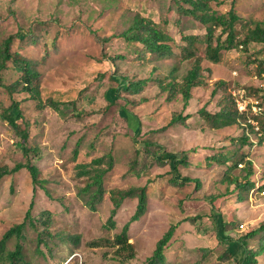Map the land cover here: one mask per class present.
Listing matches in <instances>:
<instances>
[{"label":"rangeland","instance_id":"rangeland-1","mask_svg":"<svg viewBox=\"0 0 264 264\" xmlns=\"http://www.w3.org/2000/svg\"><path fill=\"white\" fill-rule=\"evenodd\" d=\"M181 6L182 0H0V44L12 38V52L34 61L43 101L59 106L39 108L21 88L11 94L8 86L22 79L23 70L14 60L8 62L0 77V164L26 162V142L38 147L40 157L32 154L31 160L51 195L40 187L35 195L26 169L1 180L0 241L24 222L32 205L34 218L20 240L8 243L5 255L20 243L26 264H148L157 243L178 226L166 252L168 264H251L236 240L264 221V144L259 143L255 120L264 118V44L221 52L212 63L205 57V27L185 16ZM210 8L218 15L233 9L240 20L235 25L238 41L256 25L264 27V0H210ZM137 17L174 39L175 55L156 61L140 44L121 38ZM183 37L200 39L195 56L201 59L203 77L185 111L181 95L169 102V93L158 85V78L174 80L175 68L178 82L192 68L195 58L181 60L187 54ZM218 38H226L221 29L214 33L213 46ZM123 77L147 84L130 93ZM218 81L223 85L217 86ZM238 91H245L252 108L244 114L239 110L240 124L212 128L199 111H235ZM16 101L19 108L12 111L21 110L18 121L29 133L27 141L3 117ZM255 102L261 111L253 110ZM181 113L190 116L185 125H171ZM246 123L254 130L247 131L252 145L243 147L239 139ZM146 142L161 150L148 148ZM108 154L114 168L105 178L103 202L92 211L81 193L88 177L77 176V165ZM213 156H224L227 164L209 161ZM241 160L254 163L253 180L261 185L244 199L225 181L229 167ZM244 167L232 175L244 176ZM140 186H148V210L131 224L120 246L116 238L135 214L138 200L123 202L111 228L112 192ZM261 240L249 239L248 248L257 250ZM256 260L264 264V252Z\"/></svg>","mask_w":264,"mask_h":264},{"label":"trees","instance_id":"trees-1","mask_svg":"<svg viewBox=\"0 0 264 264\" xmlns=\"http://www.w3.org/2000/svg\"><path fill=\"white\" fill-rule=\"evenodd\" d=\"M234 1L235 0H233V2ZM182 2L187 8L181 6L180 11L185 16L192 17L199 21V23H201L206 29V36L203 42V44L206 45V60L212 63H217L219 61L221 52L233 50L239 46L246 48L248 44H264V27L261 25H256L253 30H250L243 41L237 40L235 25L240 20L235 15L233 9L229 11L227 15H218L217 13L211 11L210 0H182ZM218 29H221L222 36H226V38L223 42L221 41V38H218L216 45L213 46L214 33ZM121 38L130 44H140L146 52L154 56V60L156 61L170 58L175 55L174 47L176 43L174 39L163 32L158 25H155L151 21L142 19L140 17H137L134 20L133 25L121 35ZM12 42L13 39L8 38L3 44H0V77L2 71L8 67V62L10 60H14V62L19 65V67L23 70V75L21 80H17L8 86L10 93L13 94L14 91L21 88L22 90L30 93L31 97L38 102L39 108L43 109L47 105H50L54 109L58 110L59 106L53 100H49L48 102L43 101L39 84V73L34 68V61L23 57L18 52H12ZM182 42L186 44L184 50L187 54L184 58H181V60L186 61L192 59V57L195 58L192 68L186 73L185 77L180 82L175 80V72L177 71V68H175L171 74V77L174 80L166 82L165 79L158 78V85L162 92L169 93L167 98L169 102H172L178 97V95H181L184 102L183 109L185 111L192 99V89H196L203 84V77L200 74L202 69L200 61L201 59L198 56H195V51L197 50L196 44L200 42V39L198 37H183ZM122 80V85L126 91L134 94L138 93L140 89L147 84V81H130L128 77H123ZM216 85L220 87L223 85V82L218 81L216 82ZM215 92L216 89L213 90L211 95L214 96ZM235 100L236 99L233 100L235 104V111L222 109L218 113L212 114L202 108L199 113L212 128L220 129L238 125L241 123L240 120L237 119L240 112L237 101ZM12 107L19 108V103L16 101L13 106L5 108L3 117L8 120L12 127H14L19 133L23 134L25 141H27L29 138V133L27 129L23 128L18 121L19 118L23 116V114L21 110L18 114H16L14 111H12ZM248 107H250V104ZM250 108H252V106ZM189 118V115H184L181 113L173 117L170 124L185 125L186 120ZM255 120L260 127L259 135L261 136H258L257 134L259 143L264 144V118L256 117ZM250 128H253L252 125L246 123L243 136L239 139V141L242 142L241 145L243 147L246 145H252L250 135L247 134V131ZM252 130H254V128ZM146 145L148 148L153 146L156 148L158 147V145L153 142H146ZM158 150H161V148L158 147ZM73 153V157L76 160L79 156V148L76 147ZM32 154H34L37 158L40 157V149L38 147L29 146L26 142V144H24V156L26 162H19L14 167L2 166V164H0V182L5 176L17 174L20 171L26 169L29 171L32 177L35 195L37 193V187H40L50 197L51 194L45 186L46 182L41 179V171L39 167L33 164L31 160ZM155 157L157 158V155ZM160 159L164 161L165 155L163 154ZM183 159L185 160V158ZM209 161H214L223 165L227 164V160L224 156H213L209 159ZM240 165H245V175L241 177L233 176L232 171L239 168ZM113 168L114 158L112 154L94 159L89 164L77 165V176L80 178L88 177V183L86 187L81 190V193L87 195L88 199L86 200V204L92 211H96L98 204L102 203L104 200L106 193L105 178L107 174L113 170ZM255 173L254 163L252 161H236L232 166L229 167L225 176V181L229 185H235V189L238 191V197L240 199H244L249 194H251L252 191L261 189V185L256 186V183L253 180ZM127 199H137L138 205L136 212L131 218L130 222L125 225L122 233L116 238V244L120 246L125 241H127L131 224L141 220L148 210V186L132 187L127 190H115L112 192L111 200L114 207L108 220V225L111 228L116 226L115 217L123 202ZM211 200L212 204H214L216 198L213 197ZM32 207L33 205L28 210L24 222L11 227L1 239L0 263L26 264L24 261L23 248L20 243L16 245V249L14 251L8 253L7 255L4 253L7 249L8 243L12 239H21L26 229L27 222L30 221L31 223H34ZM225 226L226 224H224L223 231ZM178 228V226H172L170 230L163 236V238L157 243L156 250L153 256L149 259L148 264H168L166 252L171 242L174 240ZM257 236H262V240L258 245V249L251 251L248 248L247 241ZM228 241H232V239L228 238ZM236 242L248 252V258L251 261V264H257L256 257L264 252V221L260 223L257 229L241 236L236 240Z\"/></svg>","mask_w":264,"mask_h":264},{"label":"built area","instance_id":"built-area-1","mask_svg":"<svg viewBox=\"0 0 264 264\" xmlns=\"http://www.w3.org/2000/svg\"><path fill=\"white\" fill-rule=\"evenodd\" d=\"M237 95L239 96V99H236L235 101H237L238 108L243 113V112L247 111V108L249 106V102H248V100L245 99L246 96H245L244 91H242V92L238 91ZM255 103H256V105L253 106V110H255L256 112L261 111L262 108L259 106V103L258 102H255Z\"/></svg>","mask_w":264,"mask_h":264}]
</instances>
